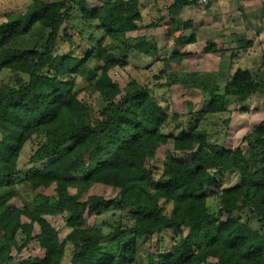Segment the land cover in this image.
<instances>
[{"label":"trees","instance_id":"16d2710c","mask_svg":"<svg viewBox=\"0 0 264 264\" xmlns=\"http://www.w3.org/2000/svg\"><path fill=\"white\" fill-rule=\"evenodd\" d=\"M98 1L92 8L86 0H32L0 24V191L7 190L0 264L34 244L42 257L17 264H65L69 247L70 264H264V122L243 139L245 149H226L198 122L169 133L181 116L156 96L173 86L199 90L209 96L202 116L224 114L228 98L238 108L264 95V57L257 70L238 69L223 86L211 74L163 69L154 88L135 79L121 88L111 72L128 69L132 54L156 59L157 45L126 37L141 29L140 0ZM186 7L194 8L177 0L169 12ZM191 28L178 22L173 29ZM31 36L37 41L24 47ZM195 43L194 35L175 40ZM253 46L241 40L237 50ZM205 53L220 50L209 43ZM94 61L103 65L98 73ZM77 79L101 104L81 99ZM28 145L31 167L20 168ZM228 174H237V185L224 187ZM25 186L32 195L23 199L18 188ZM96 187L117 194L106 200ZM113 210L121 217L108 234L88 225ZM59 216L69 230L64 239L45 219Z\"/></svg>","mask_w":264,"mask_h":264},{"label":"rangeland","instance_id":"374dc122","mask_svg":"<svg viewBox=\"0 0 264 264\" xmlns=\"http://www.w3.org/2000/svg\"><path fill=\"white\" fill-rule=\"evenodd\" d=\"M46 2H53L57 0H45ZM90 7L99 8L101 3L98 0H86ZM243 1V0H240ZM32 0H2L0 2V24L6 22L11 15L23 14L31 5ZM256 9L255 14H247V17L256 15L263 11L264 7L260 6ZM250 4V3H249ZM248 5V4H247ZM262 5V4H261ZM240 7V6H239ZM241 7L240 9H242ZM144 15V26L152 23H157L160 20H165L164 24L169 20V15L166 10H162L160 14L154 7ZM244 9V8H243ZM193 10V9H192ZM241 11V10H240ZM245 11V10H244ZM237 6L224 10L215 20L212 27L218 30L220 44L218 48L220 53L206 54L205 49L207 42L213 36L211 34H203L205 26V14L202 10L190 11L183 14L182 18L187 21H192L194 28L192 31H187V37L193 36L196 43L193 45L178 46L175 44L174 35L169 32V28L160 26L158 29H145L142 23L139 24L141 29L137 33H128L126 37L130 40L136 38L146 37L148 41H153L159 47L158 56L156 59H147L132 54L129 67L126 70L115 69L111 72V78L117 82L121 88H124L131 79H135L141 85L153 86L156 81L154 77L160 71L165 69L169 74H211L223 86L229 74H234L238 69L257 70L264 57V24H251L242 19ZM253 12V9H252ZM255 20L259 18L255 16ZM262 17V14L260 18ZM263 19V18H261ZM162 23V22H161ZM162 23V24H163ZM207 27V26H206ZM209 28V27H208ZM236 33H240L237 35ZM171 35V36H169ZM218 35V33L216 34ZM239 37L235 38L234 36ZM176 36V35H175ZM246 37L254 43V46L248 50H237V43L241 40L240 37ZM215 40V39H214ZM37 41L35 36L29 37L23 42V46H32ZM217 45L216 41H213ZM216 42V43H215ZM222 51V52H221ZM175 53L185 55L181 59H173ZM224 53V54H221ZM93 69L98 73L101 71L103 65L101 62L94 61L92 63ZM76 83L79 87L78 91L81 99H85L91 105L101 104V99L97 96L89 98V92L86 91L87 84L81 79H77ZM154 88V86L152 87ZM156 96L165 108L169 109L171 114H178L181 116L179 125H171L168 132L171 134H178L182 130H189L195 122L199 123L201 129L206 130L208 139L211 143L225 147L226 149L246 148L243 144V139L249 135L260 123L264 122V95L252 96L244 105L235 108V99L228 98L227 111L224 114L215 116H202L205 111L209 96L199 90L187 89L182 86H173L162 93H156ZM34 146L28 145L22 154L20 160V168L31 167L29 160L33 153ZM156 166V163L151 162L148 167ZM238 184L237 174H228L225 176L224 187H233ZM7 190H1L0 196L4 195ZM18 192L23 199L32 195L28 187L18 188ZM95 194L103 196L106 200L113 199L117 191L104 187H96L93 191ZM50 193V192H49ZM18 207H22L21 203H17ZM166 213H169V207H165ZM121 217L120 210H113L107 212L99 217H92L88 220V225L101 227L105 234L111 231V227L115 226ZM51 226L58 231L61 238L64 239L69 230L65 226L63 216L56 218H45ZM38 228L36 227V234ZM169 244V243H168ZM72 250L69 247L65 255V264H70ZM42 257V251L39 250L38 245L34 244L26 249L21 255H14V261L11 264H17L19 261L26 260L29 257Z\"/></svg>","mask_w":264,"mask_h":264},{"label":"crops","instance_id":"0c3cea01","mask_svg":"<svg viewBox=\"0 0 264 264\" xmlns=\"http://www.w3.org/2000/svg\"><path fill=\"white\" fill-rule=\"evenodd\" d=\"M175 1H177V0H140L139 2H140V12H141V17H142V22H143V19H144V15L151 10L150 8L154 7L155 9H157L159 14H160V12H162L163 9L166 10L168 8L167 12H168V15H169L170 18L165 24L163 23V22H165V20L164 21L162 20L163 24H161V26L164 25L162 27L165 28L167 26L169 28V32L172 35V36L171 35H169V36L173 37V35H174V37H175L174 40L178 39L179 37L188 38L187 35L183 34V33H186L187 31L191 32L192 29L194 28V24L192 23V21H187L186 22V20L183 19L182 16H183V14H187L189 12V10L190 11L202 10V11H204V13H206L205 14V17H206L205 26L203 28L204 29V31H203L204 33L203 34L204 35L205 34H211V36L213 34V36L209 39L210 41H208L207 44L214 43L213 41H216L217 45L220 44V40H221V39H219V34L220 33L218 32V30L214 29L212 27V25L215 23V20L218 18V16L224 10H228L229 8H235L237 6V9L239 10L238 13L240 14L242 19H245L246 22H250L251 24L255 23L257 25L264 24V12L263 11L258 12L256 15H252L250 17H247V15H246V13L247 14L248 13L249 14H253V13L255 14L256 9L259 8L258 0H243V1H240V0H223V1L219 2V3L212 4V5L208 6V7H201V8L186 7V8H183V9H181V10L175 12V13H170L169 12V8L174 4ZM260 6L264 7V0H260ZM241 7H243L244 9L243 8L240 9ZM252 9H253V12H252ZM261 14H262L261 18H263V19L260 18ZM255 16H258L259 18H257V20H255V18H256ZM178 22H181V23H192V28L191 29H186V30L180 31V32H174L173 28ZM142 26H144L143 23H142ZM153 29H156V28H153ZM157 29H158V27H157ZM137 32H139V30L136 31V32H133V33H137ZM217 33H218V35H216ZM236 34L239 35L240 33H236ZM234 37L239 39V37H237L236 35ZM141 38H146V37H141ZM240 38H241V40L251 41V40H248V38H246L244 36H242ZM185 46H189V45H185ZM185 46H182V48L185 47ZM157 49L159 50L158 46H157ZM175 54H178V53H175Z\"/></svg>","mask_w":264,"mask_h":264},{"label":"built area","instance_id":"2783aa9c","mask_svg":"<svg viewBox=\"0 0 264 264\" xmlns=\"http://www.w3.org/2000/svg\"><path fill=\"white\" fill-rule=\"evenodd\" d=\"M182 1L193 5L194 7L201 8V7H208L212 4L219 3L223 0H182Z\"/></svg>","mask_w":264,"mask_h":264}]
</instances>
